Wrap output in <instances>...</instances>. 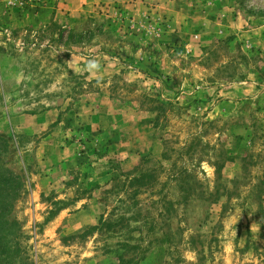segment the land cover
I'll list each match as a JSON object with an SVG mask.
<instances>
[{
	"label": "rangeland",
	"instance_id": "rangeland-1",
	"mask_svg": "<svg viewBox=\"0 0 264 264\" xmlns=\"http://www.w3.org/2000/svg\"><path fill=\"white\" fill-rule=\"evenodd\" d=\"M0 135L11 264H264V0H0Z\"/></svg>",
	"mask_w": 264,
	"mask_h": 264
},
{
	"label": "trees",
	"instance_id": "trees-1",
	"mask_svg": "<svg viewBox=\"0 0 264 264\" xmlns=\"http://www.w3.org/2000/svg\"><path fill=\"white\" fill-rule=\"evenodd\" d=\"M8 151V140L0 135V264H11L12 252L18 250L20 237V227L12 213L23 184L5 161ZM131 180H138V177ZM120 262L124 260L121 258Z\"/></svg>",
	"mask_w": 264,
	"mask_h": 264
},
{
	"label": "crops",
	"instance_id": "crops-1",
	"mask_svg": "<svg viewBox=\"0 0 264 264\" xmlns=\"http://www.w3.org/2000/svg\"><path fill=\"white\" fill-rule=\"evenodd\" d=\"M65 6H66V4H64ZM59 7H61V6H59ZM67 7V6H66ZM38 11H44V10H47V6H43V5H40V7L37 9ZM44 116H45V118H47V123L48 122H50V121H52V118H48V114H46V113H44L43 114ZM50 115V114H49ZM52 115V114H51ZM34 116H39V115H34ZM43 117V116H42ZM28 130V132H27V134H33V131H31V130H29V129H27ZM47 138V136H45V139ZM46 141H47V139H46Z\"/></svg>",
	"mask_w": 264,
	"mask_h": 264
},
{
	"label": "clouds",
	"instance_id": "clouds-1",
	"mask_svg": "<svg viewBox=\"0 0 264 264\" xmlns=\"http://www.w3.org/2000/svg\"><path fill=\"white\" fill-rule=\"evenodd\" d=\"M95 65H93V67H94Z\"/></svg>",
	"mask_w": 264,
	"mask_h": 264
}]
</instances>
